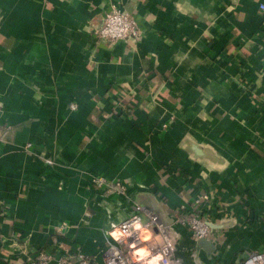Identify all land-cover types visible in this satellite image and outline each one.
<instances>
[{
    "label": "crops",
    "instance_id": "0c3cea01",
    "mask_svg": "<svg viewBox=\"0 0 264 264\" xmlns=\"http://www.w3.org/2000/svg\"><path fill=\"white\" fill-rule=\"evenodd\" d=\"M112 3L136 20L137 42L92 34ZM260 3L0 0V264L41 250L102 264L105 232L132 203L169 224L201 193L214 227L198 240L172 228L182 264L264 250ZM96 176L127 198H103Z\"/></svg>",
    "mask_w": 264,
    "mask_h": 264
},
{
    "label": "built area",
    "instance_id": "2783aa9c",
    "mask_svg": "<svg viewBox=\"0 0 264 264\" xmlns=\"http://www.w3.org/2000/svg\"><path fill=\"white\" fill-rule=\"evenodd\" d=\"M259 8L261 11H264V4L260 3ZM92 34L98 40L113 46L118 42H137L140 39V28L131 13L122 10L116 4L112 3L110 8L104 13L101 21L92 28ZM70 108L75 109V104L70 105ZM162 127L166 126L163 125ZM7 129H0V139ZM91 185L95 190L100 192L103 198L110 195L127 198V187L119 181L96 176L92 179ZM205 199L206 196L204 194H198L191 200L189 208L180 206L178 209L173 210L169 224H165L161 221L153 211L138 203H132L131 213L117 222V226L128 225L129 227L127 230L131 231L130 226L134 219L140 216L145 217L147 221L145 226L153 230V239L147 243L146 247H148L153 254L162 253L167 264H182L180 258L176 254L175 235L172 228L178 226L188 229L195 240L208 238L211 230L206 220L203 218V210L201 207ZM107 205L110 206L108 203ZM69 226L67 222L59 223L55 227L53 235L63 234ZM110 230L111 229L108 227L105 233ZM156 237H158V239ZM132 241L137 243V247L143 245L137 240L136 233H133L132 237L128 239V242L124 240L113 242L111 240L103 252L102 264H135L132 256L134 250L130 249L128 246ZM68 258L69 255H65L62 258L56 259L51 253L41 250L37 254L36 259L32 261L34 264H48L50 262L64 264L66 261H69ZM71 263L92 264L82 254L71 258ZM240 264H264V250L248 253Z\"/></svg>",
    "mask_w": 264,
    "mask_h": 264
},
{
    "label": "clouds",
    "instance_id": "9594fccd",
    "mask_svg": "<svg viewBox=\"0 0 264 264\" xmlns=\"http://www.w3.org/2000/svg\"><path fill=\"white\" fill-rule=\"evenodd\" d=\"M194 140V137L192 138ZM146 218L143 216L137 217L134 219L131 224V231L127 230L128 225L117 226L116 222L109 224V228L111 229L106 234L113 241H121L124 240L128 242V239L132 237L133 233H136L137 240L146 245L147 242L153 239V230L149 227H146ZM209 228H213L214 226L208 225ZM158 239V237H156ZM129 248L133 249L132 252L133 259L135 264H167V261L162 253L153 254L152 251L146 247L141 246L137 247V243L132 241L129 243Z\"/></svg>",
    "mask_w": 264,
    "mask_h": 264
}]
</instances>
